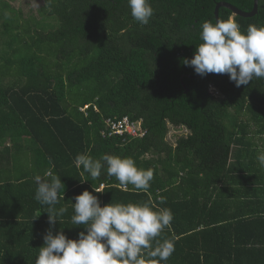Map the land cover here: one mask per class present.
<instances>
[{
    "label": "trees",
    "instance_id": "1",
    "mask_svg": "<svg viewBox=\"0 0 264 264\" xmlns=\"http://www.w3.org/2000/svg\"><path fill=\"white\" fill-rule=\"evenodd\" d=\"M8 1L0 4L10 23L0 39V264H35L44 244L50 206L34 198L37 174L65 185L55 207L68 210L53 234L86 232L71 217L88 190L102 207L171 210L157 240L175 251L161 264H264V79L236 87L227 74L202 77L182 62L202 43L201 24L216 23L218 2L250 12L253 0H150L147 25L127 0H42L28 15ZM229 18L244 33L264 27V0L249 18L220 8L219 20ZM124 116L146 134L102 135L105 119ZM171 127L188 134L171 143ZM78 154L131 158L153 169L150 188H121L106 164L93 180L75 166Z\"/></svg>",
    "mask_w": 264,
    "mask_h": 264
},
{
    "label": "clouds",
    "instance_id": "2",
    "mask_svg": "<svg viewBox=\"0 0 264 264\" xmlns=\"http://www.w3.org/2000/svg\"><path fill=\"white\" fill-rule=\"evenodd\" d=\"M127 2L133 19L147 25L154 15L150 0ZM199 39L202 43L197 45L193 58L182 61L193 67L195 73L202 77L210 73L227 74L236 87L248 85L254 78L264 79V27L249 25L244 33L232 18L217 20L215 24L204 21ZM257 160L264 167V153L259 154ZM74 163L93 180L99 178L106 164L107 174L114 176L124 189L132 185L134 189L146 192L154 177L153 169H139L131 158L105 154L97 160L78 154ZM34 180L37 184L34 198L40 204L50 206L47 211L50 229L43 237L44 244L35 264H161L175 251L172 240H157L173 220L170 209L154 210L150 202L110 203L102 207L99 198L88 190L75 197L71 217L72 224L85 225L86 232H79L75 240L67 238L63 231L53 234L51 226H55L58 217L68 210L64 206L55 207L65 185L56 175L45 179L37 174ZM94 191L102 192L98 188Z\"/></svg>",
    "mask_w": 264,
    "mask_h": 264
},
{
    "label": "built area",
    "instance_id": "3",
    "mask_svg": "<svg viewBox=\"0 0 264 264\" xmlns=\"http://www.w3.org/2000/svg\"><path fill=\"white\" fill-rule=\"evenodd\" d=\"M89 107L90 105H85L80 108V111L86 113ZM94 109L98 111L96 106H94ZM145 134L146 130L142 128L141 123L132 121L128 116L105 119V129L102 131L104 137L129 135L138 138L143 137Z\"/></svg>",
    "mask_w": 264,
    "mask_h": 264
},
{
    "label": "rangeland",
    "instance_id": "4",
    "mask_svg": "<svg viewBox=\"0 0 264 264\" xmlns=\"http://www.w3.org/2000/svg\"><path fill=\"white\" fill-rule=\"evenodd\" d=\"M12 1V5L15 6L16 8H21L27 15L32 12L35 11L41 6L43 5V1L42 0H11ZM3 2L4 0H0V4L3 6ZM8 0H5V3H8ZM8 6V4H6ZM2 6L0 7L2 9ZM7 8H3L2 11L0 10V39L2 33L4 34V32H8L9 27H10V23L8 21V11H5ZM6 12V13H5ZM6 15V17H5ZM7 38V36L5 37ZM4 38V39H5ZM3 53V49H0V54ZM188 134V131L184 128H174L171 127L170 128V134L168 136V140L171 143H174L176 138L178 136L181 135H186Z\"/></svg>",
    "mask_w": 264,
    "mask_h": 264
},
{
    "label": "water",
    "instance_id": "5",
    "mask_svg": "<svg viewBox=\"0 0 264 264\" xmlns=\"http://www.w3.org/2000/svg\"><path fill=\"white\" fill-rule=\"evenodd\" d=\"M258 7H259V0H253V9L250 12L243 11V10L239 9L238 7L232 5L228 2H218L216 4L215 10H214L215 21L217 22V20H219L220 8H226V9L232 11L234 15L249 18V17L255 16L258 13Z\"/></svg>",
    "mask_w": 264,
    "mask_h": 264
}]
</instances>
